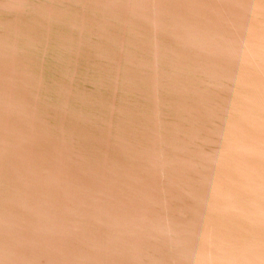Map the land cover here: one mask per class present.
<instances>
[{
  "label": "water",
  "instance_id": "obj_1",
  "mask_svg": "<svg viewBox=\"0 0 264 264\" xmlns=\"http://www.w3.org/2000/svg\"><path fill=\"white\" fill-rule=\"evenodd\" d=\"M0 264H264V0H0Z\"/></svg>",
  "mask_w": 264,
  "mask_h": 264
}]
</instances>
